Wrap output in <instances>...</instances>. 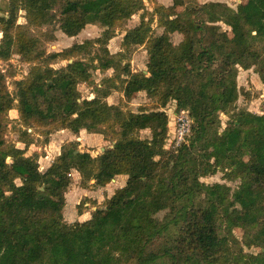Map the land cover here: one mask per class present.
Segmentation results:
<instances>
[{"label": "trees", "instance_id": "16d2710c", "mask_svg": "<svg viewBox=\"0 0 264 264\" xmlns=\"http://www.w3.org/2000/svg\"><path fill=\"white\" fill-rule=\"evenodd\" d=\"M143 1L9 0L0 10V60L17 55L31 66L13 83L12 96L0 75V264H264V115L236 112L239 70L252 71L264 86V0H172L157 7L158 38H148L142 21L122 40L124 54L146 43V75L122 65V53L108 59L102 42L103 54L92 55L90 41L47 54L40 39L16 29L25 11L32 28H48L47 42H54L56 26L68 38L88 25L107 34L143 11ZM173 34L182 36L176 45ZM57 62L65 65L55 69ZM111 69L98 95L83 99L78 87ZM120 90L126 98L145 92L156 108L132 114L105 106ZM171 103L192 120L186 143L173 151L163 111ZM12 110L23 149L8 138ZM144 130L150 138L135 136ZM60 131L101 135L112 146L92 157L78 142H65L41 170L40 155L26 153L39 136L47 142ZM123 131L131 136L121 139ZM72 171L84 190L126 177L78 226L63 219ZM218 172L237 183L233 190L201 181ZM233 229L244 233V245Z\"/></svg>", "mask_w": 264, "mask_h": 264}, {"label": "rangeland", "instance_id": "374dc122", "mask_svg": "<svg viewBox=\"0 0 264 264\" xmlns=\"http://www.w3.org/2000/svg\"><path fill=\"white\" fill-rule=\"evenodd\" d=\"M218 0H203L202 3L207 2H217ZM9 0H0V10L5 11ZM144 10L133 15L129 20L125 21L119 27L114 28L106 34V28H101L99 25H88L81 31V33L74 37L68 38L64 36L58 26H56L55 32L52 33L54 35V42H47L43 40L42 35H49L47 27H42L39 29L32 28L29 25L26 19L25 11H20L17 15L16 19V29L19 31H24V33L32 38H38L42 41V49L47 53H60L63 50L73 46L79 45L86 42L95 43V50L91 52L94 53H102V49L99 50L101 46V42L106 48L107 58L114 60L118 59V55H120L123 51L122 48V40L123 38L130 32H132L135 28H137L141 22L145 23L149 27V35L148 38H158L162 33L163 29L158 25V18L155 13V10L159 6L168 7L172 5V0H144ZM227 4L230 7L234 6V2L228 1ZM2 31L0 29V42L2 40ZM182 39L181 35L173 34L171 36V41L173 44H178ZM96 40H99L100 43H96ZM107 40V41H106ZM147 41V40H146ZM124 54V53H122ZM124 59L122 60V65H126L125 67L134 74L146 75V66L148 62V56L146 51V43L134 47L130 49L128 52H125ZM64 62H57L55 64H51V66L55 69H58L64 66ZM96 65V63H95ZM98 68L102 69V65L98 66ZM31 66L29 64L23 63L17 55H12L8 60H0V75L3 77V81L5 83V87L7 92L12 96L14 92V82L20 81L28 76L30 73ZM113 70H108L105 72L96 71L92 76L90 81L87 84L80 85L78 87V91L83 99H93L97 94L96 90L101 88L105 84V80L109 79L112 76ZM124 78V76L122 77ZM238 87L241 90V96L236 104V112L239 111H249L256 114L264 115V86L258 80V77L252 71H242L239 70L238 78H237ZM117 86L120 85L117 83ZM107 86V83H106ZM121 87V85H120ZM104 105L109 106H120L123 110L130 111L132 114L138 113L141 109L153 110L156 108V103L150 100L147 97L145 92L137 93L131 97H124L123 91H113L111 95L104 101ZM163 111L167 114L169 122L173 123V115L175 113V104H168L163 108ZM8 119V121H7ZM18 113L15 110H12L8 113L6 117L7 121V133L9 130V140L15 145L18 149H23L24 146L20 142H18V136L15 135L12 130L16 128L15 122L17 123ZM221 125L224 126L225 118L220 116ZM174 126V123H173ZM56 132L52 137L49 136L47 138V142H45L44 137H38L33 146H31L26 156H31L33 154H38L40 157H46V151L49 157L53 159L54 155L57 153L63 143L68 142V135H72V133L68 131H60L58 134ZM121 132L119 137L121 139L129 138L130 134H125ZM56 135V136H55ZM135 136L140 139L150 138V132L147 130L137 131ZM79 148L80 152L89 153L92 157H96L99 154L103 153L106 149L112 146L111 141L104 140L101 135H90L83 132L80 136H78ZM170 140V139H169ZM50 146V147H49ZM102 150H104L102 152ZM172 151V150H171ZM40 169L43 170L44 165L41 164L39 159ZM48 164V161L45 163ZM51 165V164H50ZM72 177V176H71ZM126 178V177H125ZM74 178H71L70 185L63 190L64 195V212L63 219L66 224L78 226L80 223L79 213L87 210V213H84L86 216H90L91 208L96 205V197L91 196L89 199L85 197L78 198V188L77 186L72 189V185L74 184ZM205 184H224L230 187L232 190L237 185L236 182H228L225 179V173L218 172L216 175L212 177H207L201 179ZM21 181L16 182V186L21 185ZM79 183V181H78ZM124 184V183H123ZM113 191L107 190L106 194L108 197L115 195L119 192L117 185H112L109 187ZM108 188V189H109ZM81 189V188H80ZM113 192V193H112ZM107 196L103 194L98 195V198H102L103 202L101 205L97 206V208H101ZM101 199V200H102ZM78 202V203H77ZM90 202V204H88ZM85 205H89L86 207ZM96 212V211H95ZM83 213V212H82ZM95 214V213H94ZM66 217H71L67 218ZM83 219V218H82ZM234 237L238 239L242 244L245 243V235L242 231L238 229L231 230ZM244 252L249 254L251 250H247L244 248Z\"/></svg>", "mask_w": 264, "mask_h": 264}, {"label": "crops", "instance_id": "0c3cea01", "mask_svg": "<svg viewBox=\"0 0 264 264\" xmlns=\"http://www.w3.org/2000/svg\"><path fill=\"white\" fill-rule=\"evenodd\" d=\"M169 128H170V131L172 132L173 131V123H169ZM59 133V132H58ZM57 133V134H58ZM83 132H81L80 134H78V135H68V141H75V142H78V139H76L78 136H80L81 134H82ZM123 133H125V134H128L127 132H125V131H123ZM122 133V134H123ZM56 136V135H55ZM52 137H54V136H52ZM50 147V146H49ZM46 154H47V156L46 157H43V155L39 158L40 159V162H41V164H43L44 165V167H43V170H45V169H47L49 166H50V164L53 162V158L52 157H49V155H48V153H47V151H46ZM56 155H59V150H58V154L56 153L55 155H54V157L56 156ZM48 161V164L46 165L45 163ZM70 176H72L71 178H74L73 180H74V184L72 185V189H74V187L75 186H77V188H78V179H79V177H78V175L74 172V171H72L71 172V175ZM125 180H126V178L125 177H118V178H116V179H114V180H112V182L108 185V186H106V188H104V189H96V190H84V189H80V188H78V194H77V196H78V198H81V197H85V198H90L91 196H95L96 198V202H93V203H96V205L95 206H93L92 208H91V211H93L92 213H90V216H86L84 213H87V210L85 209L84 211H82L81 213H79V216H78V218L80 219V222H82L83 220L84 221H87V220H89V219H91L93 216H94V213H95V211H97L98 209H100V208H97V206H99V205H101V202H103V199L100 197V198H98V195H100V194H103L104 196H107V194H106V192H107V190H109L110 191V193H111V191H113L112 189H110L109 187L110 186H112V185H117L118 186V189L120 190L121 189V187L124 185L123 183H125ZM109 188V189H108ZM113 193V192H112ZM109 195V194H108ZM108 198H110V197H108L107 196V199ZM102 199V200H101ZM106 200V199H105ZM78 203V202H77ZM88 204H90V202H88ZM91 205V204H90ZM86 207H88L89 205H85ZM65 207V206H64ZM67 218H71V217H66V219ZM83 218V219H82Z\"/></svg>", "mask_w": 264, "mask_h": 264}, {"label": "built area", "instance_id": "2783aa9c", "mask_svg": "<svg viewBox=\"0 0 264 264\" xmlns=\"http://www.w3.org/2000/svg\"><path fill=\"white\" fill-rule=\"evenodd\" d=\"M173 134L170 135V143L168 148L172 151L186 143L187 137L190 135L192 120L187 111H180L173 115Z\"/></svg>", "mask_w": 264, "mask_h": 264}, {"label": "water", "instance_id": "95a60500", "mask_svg": "<svg viewBox=\"0 0 264 264\" xmlns=\"http://www.w3.org/2000/svg\"><path fill=\"white\" fill-rule=\"evenodd\" d=\"M171 134H173V132H171ZM170 143V140L168 141V144ZM109 148H111V147H109ZM104 150H102V152H103Z\"/></svg>", "mask_w": 264, "mask_h": 264}]
</instances>
